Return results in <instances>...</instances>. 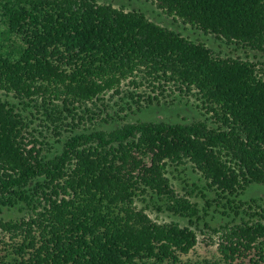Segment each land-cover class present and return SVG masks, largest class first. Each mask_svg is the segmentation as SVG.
I'll use <instances>...</instances> for the list:
<instances>
[{"label": "trees", "instance_id": "obj_1", "mask_svg": "<svg viewBox=\"0 0 264 264\" xmlns=\"http://www.w3.org/2000/svg\"><path fill=\"white\" fill-rule=\"evenodd\" d=\"M151 2L173 27L105 1L0 0V209L21 213L0 217V264H187L201 222L220 257L191 264H264V200L240 199L264 184V0ZM191 99L203 118L124 119ZM186 164L205 184L180 192ZM213 205L230 219L209 225Z\"/></svg>", "mask_w": 264, "mask_h": 264}, {"label": "rangeland", "instance_id": "obj_2", "mask_svg": "<svg viewBox=\"0 0 264 264\" xmlns=\"http://www.w3.org/2000/svg\"><path fill=\"white\" fill-rule=\"evenodd\" d=\"M98 2L105 1L108 3H111L114 6H123L126 9L136 8L140 9L145 12L147 16H149L151 19H154L157 22H160L164 25H169L170 27H173L171 25V18H166L163 14H161L160 10L155 7V5L151 2V0H97ZM174 27L176 30H178L180 33L189 36L190 38L194 39H201L205 42H207L212 47L216 48L218 45V41L215 40L213 37H210L208 35H205L201 33L198 30H195L193 28H190L187 25H183L180 23H175ZM223 49H226L224 46H222ZM238 54H242L241 52H238ZM249 56L252 58L253 54H249ZM257 58L264 60V55L256 54ZM10 101H16L15 99L8 97ZM113 104V101L110 102ZM114 109H117V106H113ZM199 108L196 107V103L193 99L190 101H176L174 103H160V104H154L152 106H149L147 108H143L140 111H137V109L134 108L132 112H127V115L124 117L127 121H136V120H146V121H169V122H191L198 118H203V116L200 114ZM124 116V113H120ZM121 120L117 122H113L110 124H100V128L103 129H112L113 127L118 125ZM67 134L64 135L62 140L66 137ZM62 145V143H61ZM61 145H58L59 148ZM171 176V181L175 188L182 192V187L184 186V182L181 181L180 178L185 179L189 184L192 182H195L198 184L199 187H202L205 182L203 179L200 178V175L193 170V168L189 165H183L179 167V170L174 172L173 175L169 174ZM210 196H212V193H209ZM250 198H257L264 200V184H257L253 183L250 184V186L246 189L245 193L240 196V199L247 200ZM196 200L199 204V206L204 205V200L200 196H197L193 198ZM138 206H144V203L138 202ZM215 206L213 205L209 209L208 215L205 217V221L208 222L211 226H217L219 222H223L224 220L230 219L229 217H225L220 212H217L214 210ZM146 212L149 214V216L158 222L162 221H171L176 220L180 223V225H186L187 219L181 218L178 216H175L171 214L168 211H157L155 207L151 204L149 205V208L146 209ZM18 209L16 208H6L1 207L0 209V217H3L5 219L16 217L20 215ZM200 228L203 229V231H196L197 234V241L196 244L189 250L187 254L182 255V260L186 262L187 264H191L193 262H203V261H217L220 257V254L217 250L218 246V235L208 228L203 227V223H200ZM1 246V243H0Z\"/></svg>", "mask_w": 264, "mask_h": 264}]
</instances>
